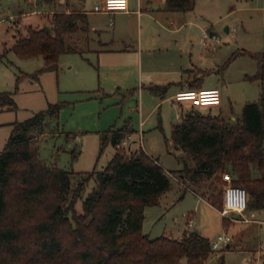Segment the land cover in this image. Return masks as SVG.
<instances>
[{"label":"trees","instance_id":"obj_1","mask_svg":"<svg viewBox=\"0 0 264 264\" xmlns=\"http://www.w3.org/2000/svg\"><path fill=\"white\" fill-rule=\"evenodd\" d=\"M194 2L165 0V6L188 10ZM83 16L54 10L48 30L28 25L23 34L18 29L10 49L21 58L42 56L44 65L38 71L56 69L62 52L79 51L66 40V33L76 31ZM254 56L259 97L244 104L240 116L231 120L181 110L180 121L171 127V140L192 161L190 165L184 157L177 158L183 164L179 177L188 183L182 182L184 191L191 189L218 209L224 172L232 176L231 183L247 189L248 204L264 206V50ZM0 104L16 106L12 92L0 91ZM62 105L48 103L28 118L12 122L0 150V264H177L182 257L186 264H203L211 252L210 240L198 231L184 229L179 238L168 234L150 238L142 231L145 207L157 204L171 188L170 174L175 170L165 169L142 147L127 152L121 146L133 130L128 122L101 133V149L107 143L114 147L102 169H64L40 157L28 133L56 117ZM72 155L76 156L74 149ZM75 174L85 176L71 187ZM91 178L94 184L84 194ZM79 198L80 212L74 206ZM228 220L223 216L224 226ZM218 264H224L223 255Z\"/></svg>","mask_w":264,"mask_h":264},{"label":"rangeland","instance_id":"obj_2","mask_svg":"<svg viewBox=\"0 0 264 264\" xmlns=\"http://www.w3.org/2000/svg\"><path fill=\"white\" fill-rule=\"evenodd\" d=\"M65 1L75 7L93 5L92 0ZM59 3V0L50 4L39 0H0V91L12 92L16 104L14 107L0 104L3 108L0 110V150L10 134L12 122L28 118L45 109L48 103L61 102L63 105L56 117L28 133L40 157L48 165L64 169L99 170L114 153L111 143L101 149V133L125 122L135 128L142 109L144 115L148 114L145 133H133V142L125 135L121 146L127 152L142 147L158 158L165 169L175 170L170 174L171 188L157 204L145 207L142 231L150 238L161 234L179 238L184 229L196 230L209 240L218 234H227L230 245L221 242L217 250L211 249L203 264H218L220 255L224 264H264V206L256 208L248 204L243 211L246 220H239L241 215L230 211L224 216L229 219L224 226L220 213L223 190L218 198V209L191 189H183L184 180L178 174L183 164L177 158L184 157L190 165L192 161L175 148L170 137L171 124L176 123L181 112L179 102L173 99L176 84H167L162 96L147 88L139 89L133 84L138 77L134 69L122 72L117 66H111L110 59L101 64L95 52L88 50L93 47L91 42L79 35L80 32L76 33L79 51L62 52L56 69L38 71L44 65L42 56L21 58L10 49L18 29L24 34L28 25L47 26L52 11L63 8ZM198 4L171 34L168 56L175 68L182 64L188 66L190 61L209 68L202 86H218L221 104L193 108L188 102H182V109L233 120L231 116H240L244 104L257 101L259 97L254 55L264 50V10L259 8L260 3L252 0H199ZM206 24H212L216 40H202ZM173 27L177 28L178 22ZM191 34L197 39H190ZM234 52L237 54L230 58ZM141 91L143 102L140 101ZM253 174L257 175L255 168ZM84 176H72L71 187ZM93 184V178L86 181L84 194ZM74 206L78 212L82 210L80 198ZM177 264H186L185 257Z\"/></svg>","mask_w":264,"mask_h":264},{"label":"crops","instance_id":"obj_3","mask_svg":"<svg viewBox=\"0 0 264 264\" xmlns=\"http://www.w3.org/2000/svg\"><path fill=\"white\" fill-rule=\"evenodd\" d=\"M252 1L260 3L259 8L264 10V0ZM59 2V5L63 7L60 11L84 13L82 20L78 21V29L66 33V40L79 48L76 33L80 32L79 35H83L87 42H91L93 47L88 50L95 52L101 64L105 59H110L111 62L113 61L111 66H117L122 72L134 69L138 77L133 84L139 89L147 88L162 96L167 84L171 83L177 85L176 90L191 86L203 87L204 75L209 68H203L191 61L188 66L182 64L175 68L171 66L168 56L172 46L171 34L182 25L180 20H184L194 8L198 7L199 0H195L193 7L188 10L167 9L165 0H127V10L115 12L94 11L93 5L99 3L100 0H92L93 5L90 8L82 5L71 6L65 0H59ZM176 22H178V27L174 28L173 25ZM204 31L214 34L212 24H206ZM190 39L196 40L197 36L191 34ZM202 40L204 42L214 41L211 38L203 39V37ZM26 74L28 75V73ZM152 87H157V91H154ZM163 89L164 92L159 93ZM140 99L143 102V91L140 93ZM179 105L183 110V103L179 102ZM2 109L1 107L0 110ZM180 117L181 112L177 115L175 122H179ZM231 118H235V116L233 115ZM147 119L148 114L144 115V110L141 109L135 124L136 127L130 126L133 130L128 133L129 141L133 142V133L142 135L145 133L144 127ZM173 145L179 149L174 143ZM145 152L148 153L146 150ZM148 154L150 155V153ZM227 244L230 245V243Z\"/></svg>","mask_w":264,"mask_h":264},{"label":"built area","instance_id":"obj_4","mask_svg":"<svg viewBox=\"0 0 264 264\" xmlns=\"http://www.w3.org/2000/svg\"><path fill=\"white\" fill-rule=\"evenodd\" d=\"M94 11L115 12L127 10V0H100L93 5ZM217 39L215 34L205 32L203 39ZM173 99L176 102H188L190 106H216L220 104L221 94L218 87H199V88H182L175 92ZM226 182L223 188V206L221 214L225 217L230 211L238 212L241 215L239 220H246L243 211L247 208L249 193L242 185L231 183V175L228 172L222 174ZM188 223H191L189 220ZM230 236L227 234H218L216 238L210 240V247L217 250L221 242L229 243Z\"/></svg>","mask_w":264,"mask_h":264},{"label":"water","instance_id":"obj_5","mask_svg":"<svg viewBox=\"0 0 264 264\" xmlns=\"http://www.w3.org/2000/svg\"><path fill=\"white\" fill-rule=\"evenodd\" d=\"M44 27H45L46 30H48V27L46 25H44ZM226 246H228V244Z\"/></svg>","mask_w":264,"mask_h":264}]
</instances>
